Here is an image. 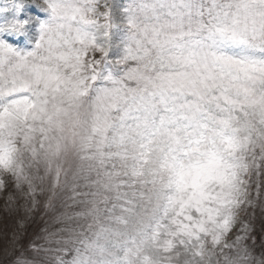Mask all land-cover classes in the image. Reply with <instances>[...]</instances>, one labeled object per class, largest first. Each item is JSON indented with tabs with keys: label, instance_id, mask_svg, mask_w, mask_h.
<instances>
[{
	"label": "snow or ice",
	"instance_id": "obj_1",
	"mask_svg": "<svg viewBox=\"0 0 264 264\" xmlns=\"http://www.w3.org/2000/svg\"><path fill=\"white\" fill-rule=\"evenodd\" d=\"M38 5L30 49L0 39V189L26 211L48 192L55 264H264L243 223L264 174V0ZM20 241L0 254L35 264Z\"/></svg>",
	"mask_w": 264,
	"mask_h": 264
},
{
	"label": "rangeland",
	"instance_id": "obj_2",
	"mask_svg": "<svg viewBox=\"0 0 264 264\" xmlns=\"http://www.w3.org/2000/svg\"><path fill=\"white\" fill-rule=\"evenodd\" d=\"M7 0H0L2 7ZM40 0H19L20 7L13 6L7 11H0V25L7 24L15 19L27 21L23 26L14 32H0V39H5L8 43L21 48L30 49L36 39L37 25L40 19H44L47 13L41 10L38 3ZM111 2V0H110ZM117 3H123L124 0H116ZM253 195H256V185H259V202L248 209L243 223L249 226L248 245L255 242V250L259 254L261 246L264 245V174L253 178ZM47 187V185H45ZM48 192L37 193L36 199L39 201L38 207L34 210L26 211L21 205L25 200L21 193L16 190L10 180H6V187L0 189V249L8 247V238L17 233L21 237V244L25 248V256L29 260L35 261V264H55L52 254L44 249L55 248L58 235H51L57 232L61 225H57L52 220V213H45L44 202L47 199ZM9 197L12 198L11 204H7ZM28 208L31 209V201L28 202ZM59 201H57V204ZM72 225L69 224L68 227ZM240 229L238 223L229 235V241L236 235ZM33 243L36 249L34 251L29 247ZM11 255L0 254V264H9Z\"/></svg>",
	"mask_w": 264,
	"mask_h": 264
}]
</instances>
